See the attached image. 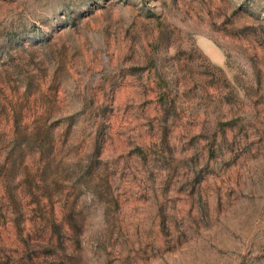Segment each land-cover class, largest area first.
Instances as JSON below:
<instances>
[{
  "label": "rangeland",
  "instance_id": "obj_1",
  "mask_svg": "<svg viewBox=\"0 0 264 264\" xmlns=\"http://www.w3.org/2000/svg\"><path fill=\"white\" fill-rule=\"evenodd\" d=\"M0 264H264V0H0Z\"/></svg>",
  "mask_w": 264,
  "mask_h": 264
}]
</instances>
